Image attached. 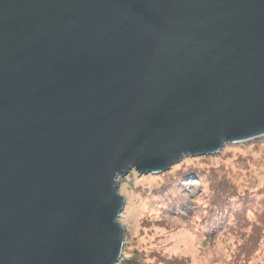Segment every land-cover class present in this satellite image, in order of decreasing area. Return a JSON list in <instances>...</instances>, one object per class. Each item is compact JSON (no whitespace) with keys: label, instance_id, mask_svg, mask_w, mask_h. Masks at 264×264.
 <instances>
[{"label":"water","instance_id":"1","mask_svg":"<svg viewBox=\"0 0 264 264\" xmlns=\"http://www.w3.org/2000/svg\"><path fill=\"white\" fill-rule=\"evenodd\" d=\"M264 136V0H0V264H118V178Z\"/></svg>","mask_w":264,"mask_h":264},{"label":"rangeland","instance_id":"2","mask_svg":"<svg viewBox=\"0 0 264 264\" xmlns=\"http://www.w3.org/2000/svg\"><path fill=\"white\" fill-rule=\"evenodd\" d=\"M118 184L125 201L118 264L138 253L146 264H183V257L189 264H264V136L186 156L162 173L132 170ZM200 227L212 237L197 234Z\"/></svg>","mask_w":264,"mask_h":264},{"label":"trees","instance_id":"3","mask_svg":"<svg viewBox=\"0 0 264 264\" xmlns=\"http://www.w3.org/2000/svg\"><path fill=\"white\" fill-rule=\"evenodd\" d=\"M188 217H187V220L189 221L190 220V218L192 217V215L191 214H188L187 215ZM184 217H185V215H184ZM207 225H208V222H207V220H203ZM215 228V225L214 226H209V228ZM216 227H217V225H216ZM196 230V233L197 234H199V235H201L203 238H205V239H207L206 237L209 235V237H212V235H213V233L212 232H210L208 229H204V228H202V227H200V230H198V229H195ZM205 233V234H204ZM212 239H215V237L214 238H212ZM213 245H214V243H212ZM212 246V245H211ZM213 249V248H212ZM216 250L215 249H213V250H210V253H214ZM137 252L138 251H135V254H137ZM144 253H146L147 254V251H144ZM206 254H207V252H206ZM138 255H139V259H137V257L136 256H134V257H132V258H126V257H124V259L122 260V264H146V255H144V257H143V261H142V257H141V254L140 253H138ZM173 258H177V256L176 257H173ZM170 261V264H175V262H176V260H173V259H170L169 260ZM190 263V260H189V257H183V264H189ZM120 264H121V262H120Z\"/></svg>","mask_w":264,"mask_h":264}]
</instances>
